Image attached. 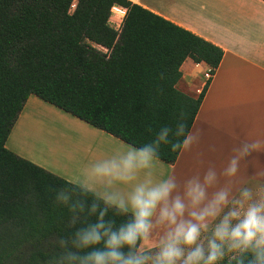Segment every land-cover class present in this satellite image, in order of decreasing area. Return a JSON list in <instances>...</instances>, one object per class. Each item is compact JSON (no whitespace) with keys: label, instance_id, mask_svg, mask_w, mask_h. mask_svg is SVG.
<instances>
[{"label":"trees","instance_id":"obj_1","mask_svg":"<svg viewBox=\"0 0 264 264\" xmlns=\"http://www.w3.org/2000/svg\"><path fill=\"white\" fill-rule=\"evenodd\" d=\"M115 5L127 10L119 32L109 24ZM223 56L220 47L131 0H0V264H51L59 255L51 241L70 239L96 219L87 214L90 193L81 196L72 183L7 149L31 95L133 148L167 127L168 143L155 158L175 164L182 151L171 148L181 139L176 125L191 131L209 85L197 97L182 92L181 68L191 59L215 73ZM58 191L84 203L78 223L56 203ZM128 219L114 208L105 216L113 227Z\"/></svg>","mask_w":264,"mask_h":264},{"label":"clouds","instance_id":"obj_2","mask_svg":"<svg viewBox=\"0 0 264 264\" xmlns=\"http://www.w3.org/2000/svg\"><path fill=\"white\" fill-rule=\"evenodd\" d=\"M170 131L164 127L151 143L117 152L80 172L73 185L81 196L94 197L87 214L96 219L70 239L51 241L59 249L51 264H264V172L236 194L225 186L209 197L208 189L218 180L210 168L202 177L187 180L176 194L170 176L154 182L151 172ZM174 135L181 139L171 145L173 151L187 150L195 139L183 123L176 125ZM261 150L264 142L259 140L240 144L221 175L235 177L240 159ZM141 172L143 179L137 180ZM116 183L131 184V190L116 191ZM55 201L68 207L73 224L85 212L84 203L68 191H58ZM109 208L130 219L113 227L105 220ZM157 228L158 242L148 247Z\"/></svg>","mask_w":264,"mask_h":264},{"label":"crops","instance_id":"obj_3","mask_svg":"<svg viewBox=\"0 0 264 264\" xmlns=\"http://www.w3.org/2000/svg\"><path fill=\"white\" fill-rule=\"evenodd\" d=\"M131 1L224 51L191 129L195 136L193 143L187 150L181 151L175 164L155 158L151 168L153 181L170 176L176 182V194H181L187 180L202 177L211 168L216 171L218 180L208 189L209 197L216 189L225 186H230L233 194H236L241 187L255 180L256 173L264 172V150H261L240 159L235 177L221 175L240 144L254 140L264 142V1L168 0L162 1V6L157 2L159 0L156 3L152 0ZM207 69L206 64H195L187 59L181 68L182 79L178 89L192 97L199 96L206 84L204 73ZM60 111L31 95L12 129L6 147L73 184L78 178L76 174L65 173L55 166L49 167L51 165L47 161L41 163L24 156L8 144L16 141L19 129L38 128L32 123L36 114H53L64 119ZM86 130L91 131L89 128ZM130 147L115 145L112 141V145L101 149L99 158L107 159ZM140 175L143 172L138 173L137 180H141ZM131 187V184H114V190L125 194ZM160 234L161 229L154 230L150 241L146 242L147 246L154 247Z\"/></svg>","mask_w":264,"mask_h":264},{"label":"rangeland","instance_id":"obj_4","mask_svg":"<svg viewBox=\"0 0 264 264\" xmlns=\"http://www.w3.org/2000/svg\"><path fill=\"white\" fill-rule=\"evenodd\" d=\"M152 1L156 3L157 0ZM162 1L168 2V0L157 1L160 6ZM60 112L64 119L58 115L44 113L33 116L32 123L36 124L39 130L36 131L38 128L27 130L25 127L19 129L16 141L14 140V143L10 141L9 147L41 163L47 161L51 165L49 167L55 166L65 173L77 176L94 163L95 159L100 160L101 149L112 145V141L115 145L127 147L122 141L104 131L63 111ZM86 128L91 131L88 132ZM140 177L143 179V175ZM14 264H22V262L17 261Z\"/></svg>","mask_w":264,"mask_h":264},{"label":"built area","instance_id":"obj_5","mask_svg":"<svg viewBox=\"0 0 264 264\" xmlns=\"http://www.w3.org/2000/svg\"><path fill=\"white\" fill-rule=\"evenodd\" d=\"M127 10L121 6L115 5L111 9L109 24L110 26L119 32L121 30L124 18L126 16ZM214 73L210 68L204 73V80L206 81L205 86L211 81Z\"/></svg>","mask_w":264,"mask_h":264}]
</instances>
